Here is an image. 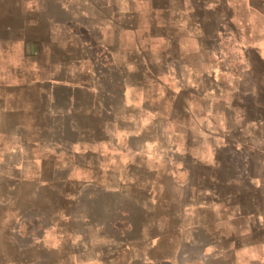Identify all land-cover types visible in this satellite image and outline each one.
<instances>
[{"label": "crops", "instance_id": "obj_1", "mask_svg": "<svg viewBox=\"0 0 264 264\" xmlns=\"http://www.w3.org/2000/svg\"><path fill=\"white\" fill-rule=\"evenodd\" d=\"M0 264H264V0H0Z\"/></svg>", "mask_w": 264, "mask_h": 264}]
</instances>
